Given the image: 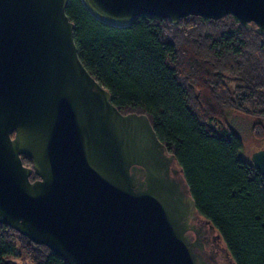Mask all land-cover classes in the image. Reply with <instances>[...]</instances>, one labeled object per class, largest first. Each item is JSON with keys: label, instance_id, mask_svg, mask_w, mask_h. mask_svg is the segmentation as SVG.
<instances>
[{"label": "water", "instance_id": "1", "mask_svg": "<svg viewBox=\"0 0 264 264\" xmlns=\"http://www.w3.org/2000/svg\"><path fill=\"white\" fill-rule=\"evenodd\" d=\"M69 1L0 0V222L70 264H209L183 169L149 116L123 113L84 65ZM82 2L114 26L233 14L264 37V0ZM252 162L264 173V147Z\"/></svg>", "mask_w": 264, "mask_h": 264}, {"label": "trees", "instance_id": "2", "mask_svg": "<svg viewBox=\"0 0 264 264\" xmlns=\"http://www.w3.org/2000/svg\"><path fill=\"white\" fill-rule=\"evenodd\" d=\"M66 13L80 59L118 109L149 116L232 263L264 264V173L240 156L242 139L226 118L229 110L259 118L252 133L264 139V37L256 24L247 29L233 14L172 23L142 13L114 26L82 0H70ZM0 264L70 263L0 222Z\"/></svg>", "mask_w": 264, "mask_h": 264}, {"label": "rangeland", "instance_id": "3", "mask_svg": "<svg viewBox=\"0 0 264 264\" xmlns=\"http://www.w3.org/2000/svg\"><path fill=\"white\" fill-rule=\"evenodd\" d=\"M226 118L231 127L242 139L243 147L240 151V156L244 159L253 161L257 151L264 147V139H257L252 133L253 123L260 119L237 110H229L226 114ZM262 121L264 123V120ZM13 258H16L17 261L20 260L19 256Z\"/></svg>", "mask_w": 264, "mask_h": 264}, {"label": "flooded vegetation", "instance_id": "4", "mask_svg": "<svg viewBox=\"0 0 264 264\" xmlns=\"http://www.w3.org/2000/svg\"><path fill=\"white\" fill-rule=\"evenodd\" d=\"M203 227L201 238L202 253L209 264H233L225 249L224 243L220 234L211 224L206 222L203 218L200 220ZM193 239L196 238L194 231H190Z\"/></svg>", "mask_w": 264, "mask_h": 264}]
</instances>
